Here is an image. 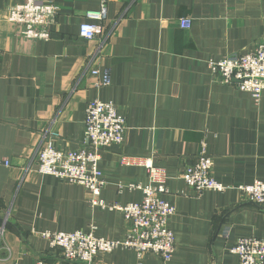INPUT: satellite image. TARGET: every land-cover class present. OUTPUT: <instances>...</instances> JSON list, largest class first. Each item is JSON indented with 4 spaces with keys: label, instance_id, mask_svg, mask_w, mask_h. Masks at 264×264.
<instances>
[{
    "label": "crops",
    "instance_id": "1",
    "mask_svg": "<svg viewBox=\"0 0 264 264\" xmlns=\"http://www.w3.org/2000/svg\"><path fill=\"white\" fill-rule=\"evenodd\" d=\"M39 1L59 7L48 41L26 39L8 21L23 0H0V264H79L64 261L44 232L125 240L121 211L92 207L84 187L37 173L46 141L62 151L84 147L86 109L97 100L113 103L128 128L124 145L102 154L99 199L142 201L130 186L147 184V169L124 166L122 156L164 168L176 252L165 263L118 249L95 264H237L231 249L239 239L264 238V210L235 190L198 193L180 175L205 143L218 182L264 179V93L222 84L210 67L264 44V0H107L96 41L81 39L79 27L102 0ZM94 69L109 70L111 84L97 86Z\"/></svg>",
    "mask_w": 264,
    "mask_h": 264
},
{
    "label": "built area",
    "instance_id": "2",
    "mask_svg": "<svg viewBox=\"0 0 264 264\" xmlns=\"http://www.w3.org/2000/svg\"><path fill=\"white\" fill-rule=\"evenodd\" d=\"M106 1L102 0L100 10L86 13V22L79 27V37L85 41L102 39L105 34ZM59 7L44 4L39 0H23L9 8L8 21L20 29V35L35 41L51 39L50 26L55 22ZM183 28L190 27V21H180ZM216 81L235 85L242 92L260 98L264 93V44H259L247 54H232L210 63ZM92 75L102 78L97 86H109V70L94 69ZM84 147L76 151H62L46 141L37 155V173L55 177L61 181L84 187L92 195L91 206L101 209L118 210L124 214L128 225L123 241L106 240L92 232L74 233L44 232L40 238L61 252L66 262L95 264L98 254H110L118 249L132 250L138 260L147 255L159 256L165 263L170 262L176 252V239L168 226L169 219L176 214V208L164 199L168 194V175L164 168L153 166L143 158L122 156L124 166L145 167L148 183L131 185L143 193L140 203L122 206L107 204L99 199L107 182L100 169L103 152L113 145H124L127 134L126 117L120 114L113 103L92 101L88 104L85 118ZM206 144L194 164L187 165L180 178L198 193L214 191L225 193L235 190L247 201L264 210V179L250 185L226 186L213 175V160L208 155ZM9 166V162H6ZM122 188V187H120ZM231 252L238 257L237 264H264V238L246 237L237 241Z\"/></svg>",
    "mask_w": 264,
    "mask_h": 264
}]
</instances>
